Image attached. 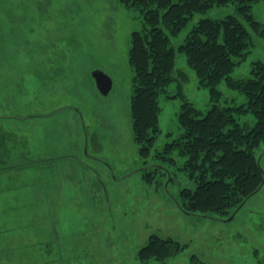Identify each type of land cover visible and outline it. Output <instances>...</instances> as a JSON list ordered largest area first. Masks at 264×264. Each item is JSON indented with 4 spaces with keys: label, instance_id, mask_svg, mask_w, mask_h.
<instances>
[{
    "label": "rangeland",
    "instance_id": "obj_1",
    "mask_svg": "<svg viewBox=\"0 0 264 264\" xmlns=\"http://www.w3.org/2000/svg\"><path fill=\"white\" fill-rule=\"evenodd\" d=\"M235 13L229 4L196 14L171 45L200 19ZM252 14L264 25V0ZM145 27L140 12L119 0H0V264H144L138 252L152 234L186 248L148 264H264V185L229 217L188 214L178 202L182 189L196 188L182 170L186 159L156 156L182 132L178 79L159 97L161 132L151 155H140L128 58L132 32ZM252 39L235 79L250 78L253 63L264 62V35L252 31ZM175 69L189 77L183 94L206 113L209 89L184 53ZM96 70L113 81L108 95L96 86ZM219 89L222 106L247 101L225 82ZM256 154L264 169V145ZM155 167L150 184L143 175Z\"/></svg>",
    "mask_w": 264,
    "mask_h": 264
},
{
    "label": "trees",
    "instance_id": "obj_2",
    "mask_svg": "<svg viewBox=\"0 0 264 264\" xmlns=\"http://www.w3.org/2000/svg\"><path fill=\"white\" fill-rule=\"evenodd\" d=\"M257 1L119 0L124 8L139 11L147 26L132 32L128 58L134 72L132 132L143 158L151 155L161 132L159 97L172 81L179 80L183 103L178 122L182 132L156 156L170 163H175L174 155L186 159L182 170L195 180L196 188L182 189L178 202L188 214L229 217L264 185V169L256 154L264 145V62L253 63L250 78L231 76L250 52L252 31L264 35V25L252 14V4ZM229 4L235 5V14L220 20L202 18L182 44L177 48L171 45V37L178 36L196 14ZM177 52L186 56L199 86L209 89L211 106L206 113L183 94L189 77L183 70L176 73ZM222 82L245 95L246 103L222 106ZM247 114L255 117L253 126L239 122ZM158 170L155 167L146 172L145 180L152 184ZM185 248L171 237L152 234L139 250L138 259L144 264L165 262Z\"/></svg>",
    "mask_w": 264,
    "mask_h": 264
},
{
    "label": "water",
    "instance_id": "obj_3",
    "mask_svg": "<svg viewBox=\"0 0 264 264\" xmlns=\"http://www.w3.org/2000/svg\"><path fill=\"white\" fill-rule=\"evenodd\" d=\"M92 77L95 80L96 86L101 94L108 95L113 88L112 79L103 71L96 70L92 73ZM231 217L230 219H232Z\"/></svg>",
    "mask_w": 264,
    "mask_h": 264
}]
</instances>
